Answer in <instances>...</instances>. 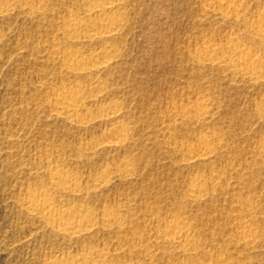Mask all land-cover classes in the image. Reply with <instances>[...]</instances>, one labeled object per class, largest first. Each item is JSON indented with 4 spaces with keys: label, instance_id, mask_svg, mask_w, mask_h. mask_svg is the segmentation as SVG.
<instances>
[{
    "label": "rangeland",
    "instance_id": "obj_1",
    "mask_svg": "<svg viewBox=\"0 0 264 264\" xmlns=\"http://www.w3.org/2000/svg\"><path fill=\"white\" fill-rule=\"evenodd\" d=\"M0 2V264L91 251L104 264H264V81L205 55L233 41L264 56L251 22L264 0L225 16L223 0H115L123 23L109 39L64 29L97 0ZM105 46L112 57L89 71L64 59L90 62ZM77 90L79 114L58 115ZM31 193L94 227L58 232L27 207ZM174 219L195 246L163 237Z\"/></svg>",
    "mask_w": 264,
    "mask_h": 264
},
{
    "label": "bare ground",
    "instance_id": "obj_2",
    "mask_svg": "<svg viewBox=\"0 0 264 264\" xmlns=\"http://www.w3.org/2000/svg\"><path fill=\"white\" fill-rule=\"evenodd\" d=\"M97 1L98 2L93 4V6L91 5V7L87 8L85 11L82 12L86 16V18L88 16L90 20L89 21L87 20L88 22L82 20L81 21L76 20L67 23L64 27L66 33L68 32L74 38H80V39L82 37L89 39H96V38L109 39L120 30L123 22L121 23V19L118 16L110 15L115 5H117L115 3V0H101V2L99 0ZM235 4H236V0H223L222 6L220 7V11L222 15L225 16L233 11H237L239 8H237ZM95 14L96 17L93 18L92 15ZM251 22L256 25V29L254 31V37L257 39H264V14L258 15V17L255 18V20L253 19ZM232 42L228 44L229 45L228 48L231 52L230 54H223L222 56L213 57V55L215 54V50L212 48H207V50L205 51V55L209 57L212 56L213 59L220 60V62L222 61L223 63L226 62L230 64L235 68L237 72H239L243 76L248 77L251 80L260 81L261 79L264 81V56H257L258 54L248 55L245 53L246 44L238 43V42L232 43ZM108 48H109L108 46L107 47L105 46L100 52L92 53L91 54L92 58L90 62L88 60L85 61L84 58H80L81 56L79 54H75V55L64 54L65 55L64 59L65 61L69 62L68 65H70V68L72 69L73 72L89 71L92 69L93 66H97L98 64L99 65L104 64V62H106L107 57H112L111 53L113 51L111 52ZM71 94H72L71 96H60L59 98L57 97L58 100L56 99L57 101L55 105L56 106L55 110L58 115L61 116L68 115L69 117L72 116L74 117L79 114L81 110L80 100H82L83 98H81L78 90L76 93L72 92ZM202 109H204L203 106L197 108V111L199 113H202L203 112ZM187 111L188 110L185 109L184 112L186 113ZM116 131L121 134L125 133V129L123 126H118ZM202 145L207 146L204 139ZM191 148L193 147H190L188 149ZM65 176L63 175V173L61 174L57 171H51L50 173L51 183L55 186H59V187L61 186L63 188H66L67 187L66 184H68L67 180L69 178L67 179V177ZM26 203L28 205L27 207L31 211L36 212L37 214L38 213L41 214V216L43 217L41 218L45 219L46 223L49 226L53 227V229L57 231L59 230L58 232L60 233L62 232L65 235L67 234L70 236L80 232L89 231L92 229V227H94L91 224L92 223L91 216L82 213L78 208L61 210L60 208L55 206L51 201H49L46 198H43V196L41 197L39 194L31 193L28 196ZM162 235L170 243L179 246H185V248L186 246L188 245L191 246L192 244H194L195 246V240L192 238L190 232L186 228L184 220L174 219L173 221H170L166 225V228L162 232ZM249 238L244 237L245 241L247 242L250 241ZM106 254L107 253L105 251L104 252L91 251L88 252V254H83L79 258L77 257L73 258L70 256L71 258L67 257V258L57 259L53 261L51 264H104L106 260Z\"/></svg>",
    "mask_w": 264,
    "mask_h": 264
}]
</instances>
